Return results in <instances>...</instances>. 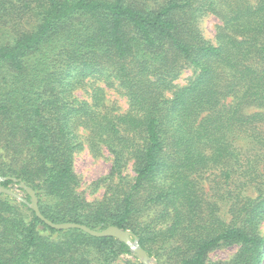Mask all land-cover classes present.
<instances>
[{
    "label": "trees",
    "instance_id": "1",
    "mask_svg": "<svg viewBox=\"0 0 264 264\" xmlns=\"http://www.w3.org/2000/svg\"><path fill=\"white\" fill-rule=\"evenodd\" d=\"M85 150L112 160L93 201L75 169ZM2 178L32 188L55 224L132 232L157 264H264V0H0ZM226 247L239 249L209 260ZM123 256L141 264L119 240L55 230L0 193V264Z\"/></svg>",
    "mask_w": 264,
    "mask_h": 264
},
{
    "label": "rangeland",
    "instance_id": "2",
    "mask_svg": "<svg viewBox=\"0 0 264 264\" xmlns=\"http://www.w3.org/2000/svg\"><path fill=\"white\" fill-rule=\"evenodd\" d=\"M250 2H255L256 0H248ZM221 25L220 21L212 16L208 15L204 17L200 21V29L207 41L212 44H216V32L217 28ZM193 69L188 68L183 71L182 76L176 81L178 86H184L187 84L188 80L193 77ZM100 86L105 88L107 91V101L109 103H117L122 109L127 108L126 100L121 97L119 91L116 87L107 88L104 83H99ZM76 97L80 101L88 100V96L82 90H78L75 93ZM249 112L253 110L249 109ZM75 169L77 174L82 179V191L85 192V196L88 200L93 201L97 198H101L103 195V191L100 189L99 191L93 193L91 192V185L94 184L96 181L100 180L101 178L107 176L112 169V160L110 155L105 151L104 157L94 158L89 153L88 150H85L81 155L76 158L75 161ZM130 174L133 176L134 173L130 168ZM10 190L16 192L21 196V198L26 199V194L22 191L17 185H11L9 187ZM19 201V200H18ZM21 202V201H19ZM263 232H264V224H263ZM238 247H226L217 249L216 251L212 252L209 256V260L212 262H219V261H228L230 260L238 251ZM133 261L134 259L130 256H123L118 264H127V262ZM140 262V261H139ZM141 263V262H140ZM142 264V263H141Z\"/></svg>",
    "mask_w": 264,
    "mask_h": 264
},
{
    "label": "water",
    "instance_id": "3",
    "mask_svg": "<svg viewBox=\"0 0 264 264\" xmlns=\"http://www.w3.org/2000/svg\"><path fill=\"white\" fill-rule=\"evenodd\" d=\"M5 180L6 179L2 178L0 179V182ZM11 180L13 183L18 184V187L22 189L30 197V202L21 198V196L16 192L10 189L3 188L1 185H0V193L9 195L27 204L28 207L35 212L36 216L49 227L58 231L80 230L96 238H109V237L115 238L120 242L126 244L142 264H157L147 254V252L139 245L138 237L128 230H122L117 227H109L103 231H96L88 228L87 226L75 224V223H64V224L53 223L52 221L48 220L42 215L39 208V201L36 192L32 188L27 187L21 180L14 178H12Z\"/></svg>",
    "mask_w": 264,
    "mask_h": 264
}]
</instances>
